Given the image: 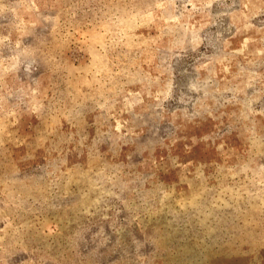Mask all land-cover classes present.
I'll return each instance as SVG.
<instances>
[{
    "label": "rangeland",
    "instance_id": "1",
    "mask_svg": "<svg viewBox=\"0 0 264 264\" xmlns=\"http://www.w3.org/2000/svg\"><path fill=\"white\" fill-rule=\"evenodd\" d=\"M0 264H264V0H0Z\"/></svg>",
    "mask_w": 264,
    "mask_h": 264
}]
</instances>
